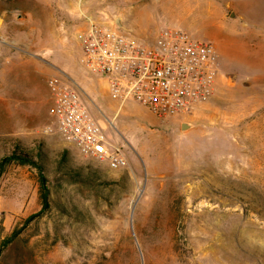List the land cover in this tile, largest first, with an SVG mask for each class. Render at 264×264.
I'll use <instances>...</instances> for the list:
<instances>
[{
  "label": "rangeland",
  "instance_id": "rangeland-1",
  "mask_svg": "<svg viewBox=\"0 0 264 264\" xmlns=\"http://www.w3.org/2000/svg\"><path fill=\"white\" fill-rule=\"evenodd\" d=\"M73 1L0 0V161L22 147L49 192L42 209L38 171L5 167L0 247L18 235L0 264H264V0H79L142 38L182 29L219 55L214 95L186 128L97 98L116 170L54 134L53 64L97 83L81 51L64 54L55 16Z\"/></svg>",
  "mask_w": 264,
  "mask_h": 264
},
{
  "label": "built area",
  "instance_id": "built-area-1",
  "mask_svg": "<svg viewBox=\"0 0 264 264\" xmlns=\"http://www.w3.org/2000/svg\"><path fill=\"white\" fill-rule=\"evenodd\" d=\"M4 46L10 45L0 38V59ZM80 48L86 70L107 81L114 100L121 105L135 102L160 121L190 118L214 95L216 48L211 42L195 41L182 29L163 28L154 37L142 38L120 27L91 25ZM48 86L54 134L109 170L124 165L121 149L111 142L80 90L57 78Z\"/></svg>",
  "mask_w": 264,
  "mask_h": 264
},
{
  "label": "crops",
  "instance_id": "crops-1",
  "mask_svg": "<svg viewBox=\"0 0 264 264\" xmlns=\"http://www.w3.org/2000/svg\"><path fill=\"white\" fill-rule=\"evenodd\" d=\"M57 8L61 9V12L57 11L58 14H55V21L61 24V27H59L61 30V40H63L62 43H64V54L67 56L73 57L78 50L81 51L80 43L82 36L91 25L110 28L119 26L115 25L109 18L107 21L100 15L86 13V11L82 9L79 0H74L72 3L67 2L65 6L57 5ZM53 67L59 72V74H55V78L79 89L84 100L92 106L91 111L97 115L95 102L101 95L109 93L107 81L97 79L96 83L87 76H80L77 71L75 73H68V71H66L68 66H64L63 64H53ZM186 120L187 119H171L175 127L179 126L181 128L185 125L184 122Z\"/></svg>",
  "mask_w": 264,
  "mask_h": 264
},
{
  "label": "trees",
  "instance_id": "trees-1",
  "mask_svg": "<svg viewBox=\"0 0 264 264\" xmlns=\"http://www.w3.org/2000/svg\"><path fill=\"white\" fill-rule=\"evenodd\" d=\"M64 158H65V155H64ZM12 162H17L21 165H27V166L33 167L38 171L39 180H40V189H41L42 209H47L49 192L46 187V180L43 174L42 166L37 162V160H35L33 157L26 154L22 147L20 146L15 147L13 152L8 154L6 157L2 158V160L0 161V178L5 170V167ZM31 219L32 217L29 218L26 222H29ZM17 235H18L17 232H13V234L9 238L3 240L2 245L0 247V255L3 249L7 247L14 239H16Z\"/></svg>",
  "mask_w": 264,
  "mask_h": 264
},
{
  "label": "water",
  "instance_id": "water-1",
  "mask_svg": "<svg viewBox=\"0 0 264 264\" xmlns=\"http://www.w3.org/2000/svg\"><path fill=\"white\" fill-rule=\"evenodd\" d=\"M183 128H186V126L184 125Z\"/></svg>",
  "mask_w": 264,
  "mask_h": 264
}]
</instances>
